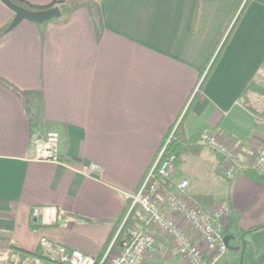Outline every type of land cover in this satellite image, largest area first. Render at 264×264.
Masks as SVG:
<instances>
[{
	"label": "crops",
	"instance_id": "crops-1",
	"mask_svg": "<svg viewBox=\"0 0 264 264\" xmlns=\"http://www.w3.org/2000/svg\"><path fill=\"white\" fill-rule=\"evenodd\" d=\"M98 4L101 28L83 4L10 27L15 12L0 0V253L36 251L47 238L99 255L168 135L191 139L209 129L237 150L234 178L199 136L173 178H189L190 201L205 209L224 199L233 207L227 251L213 264L232 246L226 259L264 264V228L247 248L240 237L264 223V180L246 172L264 140V0ZM51 131L62 135V162L34 157L32 138ZM160 202L166 207L164 195ZM171 252L187 264L163 237L146 264Z\"/></svg>",
	"mask_w": 264,
	"mask_h": 264
},
{
	"label": "built area",
	"instance_id": "built-area-1",
	"mask_svg": "<svg viewBox=\"0 0 264 264\" xmlns=\"http://www.w3.org/2000/svg\"><path fill=\"white\" fill-rule=\"evenodd\" d=\"M173 134L174 131L163 141L154 164L130 194L129 204L99 255L41 238L40 254L10 247L4 253L2 264H146L156 260L161 237L169 241L187 264H213L220 259L228 248L224 230L231 223L233 207L228 199L211 210L190 201V179L175 181L173 178L182 152L169 150ZM62 140L57 131L33 137L34 157L62 162ZM199 140L220 156L226 178L233 179L241 167L237 150L209 129L199 133ZM90 167L97 169L98 165L92 163ZM247 168L264 177V140L255 148ZM161 195L165 196L166 207L160 202Z\"/></svg>",
	"mask_w": 264,
	"mask_h": 264
},
{
	"label": "trees",
	"instance_id": "trees-1",
	"mask_svg": "<svg viewBox=\"0 0 264 264\" xmlns=\"http://www.w3.org/2000/svg\"><path fill=\"white\" fill-rule=\"evenodd\" d=\"M13 1L16 2V3H18V4H23V3H24V4H27L30 8H35V9L48 8V7H51V6L55 5L56 3H59V4H60V8H61L62 11H64L65 8H66V6L68 5V4L66 5V2H65V1H55V2H53V3H51V4H49V5H34V4L29 3V2H26V1H24V0H13ZM73 5H75V4L68 5V7H69V6H73ZM246 6H247V5H245V6L243 7L241 13H243V11H244V9H245ZM94 8H95V9L90 8L92 18L95 20V22H96L98 28H101V27H102V16H101V13H100V7H99V4H98V0L94 3ZM236 21H237V20H236ZM234 27H235V24H234L233 27L231 28V31L228 33L227 38H226L225 41L223 42V44H222V46H221V48H220L218 54L216 55L215 59L213 60V62H212L211 65H210L209 69H208L207 72L205 73L204 80H203L202 83L200 84L198 91L202 89L203 84H204L206 78L209 76V74H210L211 71L213 70V68H214V66H215V64H216V62H217V60L219 59V57H220V55H221V53H222V51H223V48H224V46H225L227 40L229 39V36L231 35L232 30L234 29ZM254 86H255V83L252 81V83L249 85L248 89H252V88H254ZM175 133H176V132H174V134H173V136H172V138H171V142H170V144H169V150H170V151L178 152V154H179L180 151H183V150H184V148H185V147H184V144H185V143H186V144H190V140H191V139H194V138H196L197 136H199V133H198V135H197V134H194V135L191 137V139H182V138H178V137H176V136H175ZM246 172H248L250 175H252L253 177H255V178L259 179V180H264V177H263V176H259V175H257L253 170H251V169H249V168L246 169ZM234 222H235V220H234ZM230 225H231V223H230ZM230 225H229V227H230ZM229 227H228V228H229ZM261 228H264V223L257 224V225H254V226H252V227H249L248 229L243 230V231L240 233V237H241V239L243 240V242H244V244H245V248H247L248 245L250 244V240H249V239H250L251 234H252L254 231H256V230H258V229H261ZM225 234H226V230H224V236H225ZM12 247H16V245H14V246H12ZM16 248H19V247H16ZM19 249H21L22 251L27 252V253H37V254H40V253H39V250H36V251H27V250H24V249H22V248H19Z\"/></svg>",
	"mask_w": 264,
	"mask_h": 264
},
{
	"label": "water",
	"instance_id": "water-1",
	"mask_svg": "<svg viewBox=\"0 0 264 264\" xmlns=\"http://www.w3.org/2000/svg\"><path fill=\"white\" fill-rule=\"evenodd\" d=\"M5 3L10 9L15 12V17L10 25L14 27L23 19H29L36 22H44L55 17H59L62 14V10L59 5H54L48 8L41 9H31L20 5L13 0H1ZM226 238V237H225ZM226 244L227 238L225 239Z\"/></svg>",
	"mask_w": 264,
	"mask_h": 264
},
{
	"label": "rangeland",
	"instance_id": "rangeland-1",
	"mask_svg": "<svg viewBox=\"0 0 264 264\" xmlns=\"http://www.w3.org/2000/svg\"><path fill=\"white\" fill-rule=\"evenodd\" d=\"M97 0H69L66 1V5H71V4H75V5H79V4H83L88 6L89 8L95 9L94 8V3ZM68 5L66 6L65 10L68 8ZM11 25V24H10ZM9 25V26H10ZM185 115V114H184ZM183 115V116H184ZM175 130V129H174ZM177 251V250H176ZM229 252L222 258V260L220 261L219 264L224 263L225 260H227L229 262V264H243L244 261V255L240 254L239 257H234L233 259H226V257L228 256V254L232 251L234 252V246H232L229 250ZM178 252V251H177ZM5 253V252H4ZM174 252H171V254L169 256H163V258L159 259L155 264H175V257L173 255ZM179 253V252H178ZM3 257L4 254L0 253V264L3 263ZM222 257V256H221ZM220 257V258H221Z\"/></svg>",
	"mask_w": 264,
	"mask_h": 264
}]
</instances>
